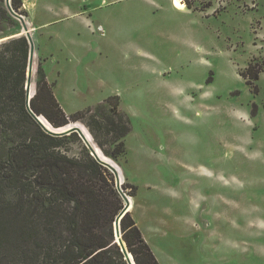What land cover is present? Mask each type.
<instances>
[{"label":"rangeland","instance_id":"rangeland-1","mask_svg":"<svg viewBox=\"0 0 264 264\" xmlns=\"http://www.w3.org/2000/svg\"><path fill=\"white\" fill-rule=\"evenodd\" d=\"M181 3L21 0L32 94L40 67L66 115L118 102L131 131L116 160L103 152L108 110L72 125L115 164L158 264H264V0ZM249 64L262 69L253 86L240 75ZM16 139L0 126V156ZM4 245L0 264H20Z\"/></svg>","mask_w":264,"mask_h":264},{"label":"trees","instance_id":"trees-1","mask_svg":"<svg viewBox=\"0 0 264 264\" xmlns=\"http://www.w3.org/2000/svg\"><path fill=\"white\" fill-rule=\"evenodd\" d=\"M11 7L25 15L21 0H11ZM7 28L16 33L0 44V126L17 139L0 156V246L17 253L20 264H126L114 238L113 224L124 203L113 174L96 162L77 133L52 136L32 119L24 90L29 44L0 0V35ZM261 70L249 64L240 75L253 86ZM37 74L30 109L49 128L61 129L106 109L118 120L103 115L105 133L113 134L108 150L88 126L107 156L116 160L124 154L123 139L131 126L117 101L112 104L109 97L66 115L40 67ZM22 123L30 124L33 133ZM72 144L80 146L76 157L62 151ZM121 237L135 264H158L129 212L121 220Z\"/></svg>","mask_w":264,"mask_h":264},{"label":"water","instance_id":"water-1","mask_svg":"<svg viewBox=\"0 0 264 264\" xmlns=\"http://www.w3.org/2000/svg\"><path fill=\"white\" fill-rule=\"evenodd\" d=\"M5 7L7 11L20 23L22 27V31L24 33L25 38L28 41L29 44V52H28V61H27V68H26V81L24 85L25 90V103H26V109L31 115L32 119L41 127V129L46 132L49 135L61 137L64 135H69L70 133H77L79 138L82 140L85 147L90 152V155L103 167L107 168L114 176L115 180V189L117 193L120 195L121 199L123 200V208L118 213V215L115 218L114 224H113V231H114V238L116 244L119 246L120 251L122 253L123 259L126 264H135L132 255L128 252L126 248V244L123 241L121 237V220L124 218V216L128 213V209L130 207L129 200L126 196V194L123 192L121 188V182L119 174L114 167L113 164L107 163L106 161L102 160L99 155L97 154V151L95 147L89 142L87 135L84 133L83 129L78 125H69L65 127V129H54L50 126V128H47L45 124L41 121V116L35 115L31 109H30V99L33 97L34 93L32 94V77H33V67H34V54H35V48L33 39L31 36V30L29 29L25 19L22 15H19L15 13L11 7V0H5Z\"/></svg>","mask_w":264,"mask_h":264},{"label":"bare ground","instance_id":"bare-ground-1","mask_svg":"<svg viewBox=\"0 0 264 264\" xmlns=\"http://www.w3.org/2000/svg\"><path fill=\"white\" fill-rule=\"evenodd\" d=\"M172 5L174 6V7H176V8H182L183 6H182V3H181V0H172ZM42 121V120H41ZM44 124H45V126H47V124L44 122V121H42ZM70 125H72V124H70ZM76 125V124H75ZM47 128H49L48 126H47ZM62 129H65V127H63V128H61L60 130H62ZM85 133V132H84ZM88 135V134H87ZM89 137V136H88ZM87 137V138H88ZM88 140H89V138H88ZM90 141V140H89ZM98 152V151H97ZM99 156H101V155H99ZM107 163H108V161H106ZM110 163V162H109ZM113 163V162H112ZM111 163V164H112ZM114 167H115V165H114ZM127 196V195H126ZM128 198V197H127ZM129 200V199H128ZM129 212V211H128Z\"/></svg>","mask_w":264,"mask_h":264}]
</instances>
